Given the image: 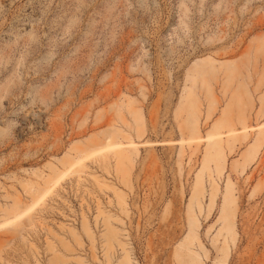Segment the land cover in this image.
I'll return each mask as SVG.
<instances>
[{
    "label": "rangeland",
    "instance_id": "374dc122",
    "mask_svg": "<svg viewBox=\"0 0 264 264\" xmlns=\"http://www.w3.org/2000/svg\"><path fill=\"white\" fill-rule=\"evenodd\" d=\"M194 259L264 264V0H0V264Z\"/></svg>",
    "mask_w": 264,
    "mask_h": 264
},
{
    "label": "bare ground",
    "instance_id": "6f19581e",
    "mask_svg": "<svg viewBox=\"0 0 264 264\" xmlns=\"http://www.w3.org/2000/svg\"><path fill=\"white\" fill-rule=\"evenodd\" d=\"M230 132L232 133L233 131L231 130ZM220 135L221 134H214L212 136H209V139H208L209 144L212 145L213 147L216 146V144H218V142L220 140V137H219ZM79 162H80V160H78L76 163H79ZM229 204H230V201L227 198V200L225 201V208L223 210V213H224V216H225L224 229L227 230L230 233L231 232V228H232V224H231V221H230L231 220V212H230V210H228ZM193 205H194V202H193ZM18 216L19 215L17 214L16 217H18ZM191 225L194 226L193 220H191ZM192 234L193 233L190 234V238L193 237ZM115 237H116L115 232L113 230H110L109 231V239L112 240V239H115ZM193 240H195V239L193 238ZM190 264H200V263H199L198 260L194 259V260H192V262Z\"/></svg>",
    "mask_w": 264,
    "mask_h": 264
}]
</instances>
